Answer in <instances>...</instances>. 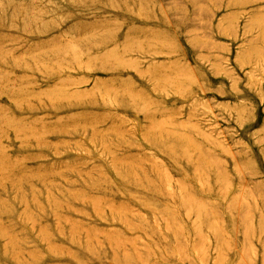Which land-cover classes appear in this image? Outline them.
<instances>
[{"label": "rangeland", "instance_id": "374dc122", "mask_svg": "<svg viewBox=\"0 0 264 264\" xmlns=\"http://www.w3.org/2000/svg\"><path fill=\"white\" fill-rule=\"evenodd\" d=\"M0 264H264V0H0Z\"/></svg>", "mask_w": 264, "mask_h": 264}]
</instances>
